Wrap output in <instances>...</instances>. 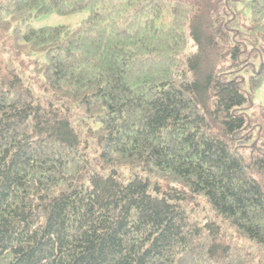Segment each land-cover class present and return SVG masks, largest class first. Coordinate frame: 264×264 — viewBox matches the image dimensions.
<instances>
[{
  "label": "trees",
  "instance_id": "1",
  "mask_svg": "<svg viewBox=\"0 0 264 264\" xmlns=\"http://www.w3.org/2000/svg\"><path fill=\"white\" fill-rule=\"evenodd\" d=\"M263 82L264 0H0V264H264Z\"/></svg>",
  "mask_w": 264,
  "mask_h": 264
},
{
  "label": "rangeland",
  "instance_id": "2",
  "mask_svg": "<svg viewBox=\"0 0 264 264\" xmlns=\"http://www.w3.org/2000/svg\"><path fill=\"white\" fill-rule=\"evenodd\" d=\"M88 15V10L84 9L72 14L62 15L58 13H50L31 20L34 27L42 25H69L75 26L84 20ZM254 104L249 107V114L255 119L264 114V82L253 94ZM263 111V112H262Z\"/></svg>",
  "mask_w": 264,
  "mask_h": 264
}]
</instances>
